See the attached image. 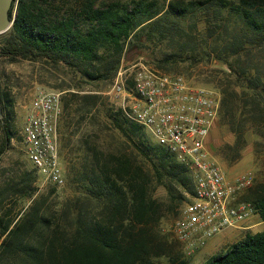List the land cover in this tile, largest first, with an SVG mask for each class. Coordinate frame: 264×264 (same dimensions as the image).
<instances>
[{
  "label": "trees",
  "instance_id": "16d2710c",
  "mask_svg": "<svg viewBox=\"0 0 264 264\" xmlns=\"http://www.w3.org/2000/svg\"><path fill=\"white\" fill-rule=\"evenodd\" d=\"M9 17L0 66L39 65L62 93L58 131L71 197L56 215L34 202L12 217L4 203L30 197L37 174H8L0 182V256L18 252L27 264H186L173 245L154 240L160 203L153 190L163 188L173 212L177 191L194 195L189 168L97 87L113 81L127 53L165 73L204 64L208 73L197 80L219 91L218 126L233 135L237 159L248 132L264 137V0H13ZM6 90L0 82V162L15 135ZM248 201L262 231L204 264H264V192Z\"/></svg>",
  "mask_w": 264,
  "mask_h": 264
},
{
  "label": "built area",
  "instance_id": "2783aa9c",
  "mask_svg": "<svg viewBox=\"0 0 264 264\" xmlns=\"http://www.w3.org/2000/svg\"><path fill=\"white\" fill-rule=\"evenodd\" d=\"M61 95L35 91L22 129L27 160L38 176L56 188L65 184L58 134ZM103 95L124 119L142 126L154 142L189 168L194 195L169 230L187 256L254 215L251 203L238 200L239 193L251 186V175L228 180L207 149L219 117L217 91L197 86L182 74L157 70L141 59L122 60Z\"/></svg>",
  "mask_w": 264,
  "mask_h": 264
},
{
  "label": "rangeland",
  "instance_id": "374dc122",
  "mask_svg": "<svg viewBox=\"0 0 264 264\" xmlns=\"http://www.w3.org/2000/svg\"><path fill=\"white\" fill-rule=\"evenodd\" d=\"M63 5H69L75 0H59ZM113 0H99L101 3H107ZM128 54V53H127ZM124 55V63H135L138 60L147 61L144 55ZM151 66L152 64L149 63ZM153 67V66H152ZM1 77L0 82L9 92L10 98L13 100V112L11 114V127L15 135L11 141V148L1 157L0 162V182L8 175L16 173L20 169H26L28 171L33 170L32 165L27 160L25 156V145L22 140L21 131L23 129L26 115L27 107L30 103L31 97L35 91L39 89L57 91L56 87L58 82L53 78H50L48 69L40 67L39 65H33L28 62H19L15 64H4L0 66ZM154 68V67H153ZM156 69V68H155ZM208 68L201 64L198 69L191 72L190 69H186L184 64L179 65L174 71H169L170 74H182L191 83L213 89L219 93L218 90L210 85L202 84L198 78V72L208 73ZM163 72V71H162ZM199 79V80H197ZM203 79V78H202ZM207 80V79H205ZM109 86V85H108ZM107 84H98V89L103 93L107 89ZM60 140L61 136L58 131ZM152 139V138H151ZM246 145L240 152L237 159H233L234 153V137L225 128L218 126V120L210 132L207 140V149L211 157L219 164L225 173V177L228 180H233L241 174L248 173L252 177V184L249 188L243 190L238 195V200L241 202H249L248 198L255 191L264 192V137H261L252 132H248L246 135ZM91 141V140H90ZM117 141H121L120 138ZM153 141V139H152ZM154 142V141H153ZM99 143H102L99 141ZM99 146H103L99 144ZM122 143V142H120ZM156 143V142H155ZM61 149V144H60ZM62 162V156H61ZM63 174H64V163L62 162ZM36 180L32 184L34 191L31 193L30 197L24 199L17 198L13 201H6L3 205L2 211L10 209L12 212V217L18 215L21 216L25 214L29 208L34 204V202L43 203L41 212L47 216L56 215L61 210L62 205L71 197V191L68 187V182L64 174L65 184L61 188H56L52 184L45 182L40 176L36 175ZM179 199L175 201V209L169 210V205L171 203L170 199L167 197L165 191L162 187H155L153 190V197L160 203V221L158 226L155 228L157 238L155 242L161 245V247H166L167 245H173V251L179 253L181 260L185 261L186 264H204L209 258L202 249L196 251L192 256H187L182 246L170 235L169 230L172 222L179 216L180 211L183 207L189 203L191 198L181 192L177 191ZM184 199H180V197ZM255 215V214H254ZM16 218V217H15ZM153 233V235H155ZM222 240V234H218L207 240L203 246L205 250L209 249L213 242H218ZM225 252V248L218 251L217 254ZM164 262V259L154 260ZM0 264H27L21 254L18 252L16 254H4L0 256Z\"/></svg>",
  "mask_w": 264,
  "mask_h": 264
},
{
  "label": "crops",
  "instance_id": "0c3cea01",
  "mask_svg": "<svg viewBox=\"0 0 264 264\" xmlns=\"http://www.w3.org/2000/svg\"><path fill=\"white\" fill-rule=\"evenodd\" d=\"M262 229L263 223L260 221L259 217L257 215H252L248 219L239 223L236 228L228 229L220 233L222 234L221 241L213 242L211 247L207 250L202 247V251L200 252H204V254H206L207 256H209L208 258H210L214 255H217V252L221 251L222 248H225L226 252L232 244L243 239L247 234H254L262 231Z\"/></svg>",
  "mask_w": 264,
  "mask_h": 264
},
{
  "label": "water",
  "instance_id": "95a60500",
  "mask_svg": "<svg viewBox=\"0 0 264 264\" xmlns=\"http://www.w3.org/2000/svg\"><path fill=\"white\" fill-rule=\"evenodd\" d=\"M12 1L13 0H0V34L6 32L13 23L9 17Z\"/></svg>",
  "mask_w": 264,
  "mask_h": 264
}]
</instances>
